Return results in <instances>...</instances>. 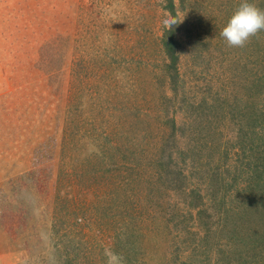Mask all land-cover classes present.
<instances>
[{"label":"rangeland","instance_id":"rangeland-1","mask_svg":"<svg viewBox=\"0 0 264 264\" xmlns=\"http://www.w3.org/2000/svg\"><path fill=\"white\" fill-rule=\"evenodd\" d=\"M174 1L180 44L176 39L178 58L171 65L173 57L161 43L167 27L163 15L172 11L168 0H0V264H69V253L79 255L72 264H126L99 233L92 231L88 240L81 228L56 216L60 200L68 201L80 186L59 180L68 162L65 144L69 142L68 152L77 161L98 151L91 138L86 141L84 135L77 143L66 135L74 138L78 124L95 117L91 108L108 104L113 120L127 124L121 129L128 136L123 149L129 157H141L145 172L151 174L156 168L147 164L150 156L140 153L146 147L136 144L134 155L129 148L130 124L137 123L132 135L141 138L144 125L153 121L148 111L160 118L175 115L183 127L181 146L192 143L186 114L209 92L220 100L213 121L206 115L194 120L195 127L209 122L195 138L196 150L207 159L201 170L193 169L191 187L198 191L167 192L169 203H178L162 213L171 220L167 223L160 216L161 234L146 235L143 247H132L130 255L136 264H246L256 257L247 234H264V213L258 208L250 212L248 200L252 192L264 200V174L250 184L249 174L243 172L244 156L233 154L240 139L252 143L250 147L260 143V132L255 134L253 126L260 108L253 82L259 61L256 34L242 47L228 46L220 36L242 0ZM261 1L250 0L256 7ZM177 79L178 97L163 100L172 94ZM100 122H105L103 115ZM218 156L227 181L216 197L230 210L225 217L223 209L208 208L199 216V207L188 203L201 201V193L209 207L213 193L208 184L216 163L212 158ZM164 181L169 183L168 178ZM87 185L83 182L82 190ZM227 185H233L228 192ZM242 211L243 224L236 230L233 223ZM114 232L109 225L106 241ZM188 251L190 258L185 256ZM85 253H99L101 258L97 263L86 258L85 263Z\"/></svg>","mask_w":264,"mask_h":264},{"label":"trees","instance_id":"trees-1","mask_svg":"<svg viewBox=\"0 0 264 264\" xmlns=\"http://www.w3.org/2000/svg\"><path fill=\"white\" fill-rule=\"evenodd\" d=\"M168 2L170 10H172L171 15L180 20L179 12L174 7L175 1L168 0ZM257 8L264 11V1H261ZM177 24L172 27L167 26L161 37L162 45L168 54L173 57L171 59V65H174L175 60L178 58L175 54L177 40L180 44L177 38ZM255 38L259 61L257 62L258 65H256L257 63L255 64L256 69H254L253 73V82L254 87L260 93L257 103L260 108L258 109V114L253 118V126H255V134L260 132V143H256V145L254 144L250 147L252 143L244 144L243 139H240L239 146L233 153L235 156L241 155V153V157L244 156L245 163L243 172L249 174L248 178L250 184L256 183L258 175L261 176L264 174V30L258 31ZM170 77L173 78L174 75L171 74ZM179 82L178 80L174 85V89L169 86L172 94L165 95L163 100L170 101L178 97V89H180ZM181 94H183L182 91ZM182 96L185 98V95ZM219 100V96H213V94L209 92L197 104L191 105L194 108L198 106L196 108L197 110L194 109L191 114H186L188 121L186 119L184 124L188 122L187 124L191 129L192 135H189V137L192 143L188 142L183 146H181L179 142V136L181 135L179 132L183 127L178 123L175 115H166L162 111L159 114H161V116L163 114L165 115L164 118H160L159 116L156 117V115H151V111H148L150 114L149 117L153 118V121H150L146 126L144 125V135L141 137L142 142H140L141 138L132 135L137 129V123L134 122L130 124L129 142H131V144L129 148L132 146V153L134 155V147L136 144L137 146H141L140 144H142L146 147L145 151L141 150L140 153L145 152L150 156L147 164L154 165L156 168V171L154 170L151 174L145 172L144 166L146 163L142 161L141 157H129L127 155V149H123L127 146L123 143V140L125 138L128 139V136L121 129L123 126H127L126 122L114 121L113 113H111V111L107 113L109 108L106 105L108 104H101L96 108L92 107L90 114H94V120L86 121L83 125L78 124V134L74 138H71L70 134L66 135V137L75 142L77 138L78 143L81 137L85 135V140L88 141V138H91L94 147H98V151H94L77 161L76 158L72 156L73 154L68 152L69 142L65 144L64 137L63 145L65 144V146L63 151L66 153L64 154L65 158L68 157V162H64L60 170L59 180L64 182V184H80V186L75 194L72 195V198L68 199L69 203L67 200L63 202L60 200L61 203L57 206L56 216L58 218L64 217L65 221L63 220V223L65 224L68 221L70 226L74 225V227L81 228L88 234V240L91 239V235L93 234L92 231H94V233H99V237L105 240L104 242H107L105 244L110 242L115 252L122 254L121 257L124 258L126 264H136L132 262L134 257L130 255L131 248L143 247V238H145L146 235H151V233L161 234L162 225L159 223L160 220H162L161 217L167 221V223L171 220L169 217H163L162 213L167 211V206L174 205L175 207L178 204L169 203L168 198L166 199L168 195L167 192L175 193L180 190L184 193H188L197 190L196 187H191L193 169L201 170L204 165L207 164V161H204L206 158L202 157L196 150L198 143L195 138L198 137L197 135H201L203 127L206 129L207 123L209 122H204L201 126L197 123L198 125L195 127L196 122L194 123V120L198 115L199 120L202 121V115L204 117L206 115L208 120L213 121L211 118L213 116L216 117L217 114V111L213 110L218 107L217 104H219ZM159 103L160 106H162V101H159ZM180 108L184 110L183 105ZM195 110L197 114L193 117L192 114ZM100 115L105 117L104 124L100 122ZM156 119L157 121L155 123ZM151 123L155 124L151 126ZM247 124L250 125V121L247 122ZM210 130L212 131V128H210ZM77 143H74V145ZM259 145L260 149L258 148ZM257 150H259V152ZM251 151L253 154H250ZM136 153H139V150ZM221 158L222 157L219 156L217 159L212 158L216 163L210 172V184H208L213 193V199L209 207L206 201H202L203 196L201 193H199V200L201 201H197L198 203L195 202V204L191 202L188 203L189 206L193 208L199 207L197 209L199 216L202 212H206L208 208L213 212H221L223 209L224 213L226 212L225 217L229 213L230 209H225L224 201L220 199L221 204H218L216 197L217 189L222 187L227 181L226 167L223 165ZM252 158H254V160H252ZM213 165L214 163H212V166ZM164 177L165 179L168 178L169 183H165ZM182 178L185 181L182 182ZM175 181L179 182V185H177L178 183H174ZM83 182H87L88 185L82 190ZM232 186L233 185H227L225 188L226 192H228ZM208 189L209 187L202 190ZM252 189L257 191L255 187ZM239 191L240 190H238L237 193H240ZM249 195H253L252 199L248 200V205L253 207L249 209V211L254 212V210L256 211L258 208L261 213H264V200L255 197V192L249 193ZM243 206L246 208L245 204ZM101 207H103L102 214L99 211ZM106 213H110L109 219L105 217ZM243 213V211L242 213H238L233 223L234 229L236 230L242 227L244 218ZM109 225L115 227V232L114 236H111L110 241H106V230ZM93 227L96 230H92ZM247 235H251L250 237L253 239L250 243L253 244L256 250L254 252L256 257H252L246 264H264V240H262L260 236L264 234L255 230L253 233ZM124 239L129 240L126 242L123 241ZM131 239H135V241ZM257 241L260 242L259 245L256 244ZM67 256L70 258L69 264H72L73 260H77L79 257L78 254L74 257H70V253L67 254ZM185 256L190 258L193 255L191 251H188L185 253ZM82 258H84L83 262L85 263L88 262L86 258L90 262L92 260V262L97 263L101 257L99 253L93 256L85 253V256ZM238 264L245 263L239 262Z\"/></svg>","mask_w":264,"mask_h":264},{"label":"clouds","instance_id":"clouds-1","mask_svg":"<svg viewBox=\"0 0 264 264\" xmlns=\"http://www.w3.org/2000/svg\"><path fill=\"white\" fill-rule=\"evenodd\" d=\"M180 21L165 12L162 23L172 27ZM264 30V11L258 9L250 0H242L220 30V36L231 47H242L258 31Z\"/></svg>","mask_w":264,"mask_h":264}]
</instances>
